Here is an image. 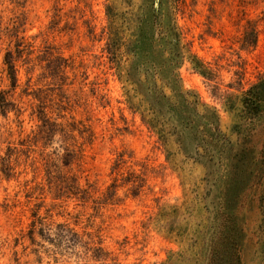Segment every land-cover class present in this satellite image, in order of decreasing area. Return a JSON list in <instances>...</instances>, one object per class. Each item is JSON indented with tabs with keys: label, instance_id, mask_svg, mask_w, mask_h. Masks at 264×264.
<instances>
[{
	"label": "rangeland",
	"instance_id": "1",
	"mask_svg": "<svg viewBox=\"0 0 264 264\" xmlns=\"http://www.w3.org/2000/svg\"><path fill=\"white\" fill-rule=\"evenodd\" d=\"M140 3L0 0V91L8 108L0 113V264L210 262L227 180L223 145L230 153L263 145L264 0H183L174 10L185 50L179 83L195 100L198 126L206 131L213 120L219 127V143L151 122L127 80ZM33 35L32 53L17 55L14 43ZM49 49L72 65L67 85L59 86ZM7 50L16 59L15 89L3 64ZM27 93L40 94L48 116L74 122L82 135L45 139L31 115L38 100ZM66 142L79 156L63 163ZM60 173L78 177L89 193L58 197ZM263 249L246 247L245 264H264Z\"/></svg>",
	"mask_w": 264,
	"mask_h": 264
},
{
	"label": "trees",
	"instance_id": "2",
	"mask_svg": "<svg viewBox=\"0 0 264 264\" xmlns=\"http://www.w3.org/2000/svg\"><path fill=\"white\" fill-rule=\"evenodd\" d=\"M182 2L183 0H168V2L141 0L134 29H130V38L127 42V46L130 45V47L126 50L129 51L127 55H130L131 63L126 69V78L136 86L135 93L140 95L141 100L148 106L151 122L157 125L168 122L178 133H182L185 129H192L194 133L202 136L207 134L211 140L219 143V127L213 120L208 122L209 128L206 131L203 126H198L195 122L197 108L195 105L193 107L195 100H191L189 94L182 91L179 83L177 68L184 60L185 50L181 44L174 10H178L179 3ZM167 7L170 9L168 19H166ZM253 34L252 46L256 41L255 31ZM27 38H19L14 43V52L17 55L20 56L24 49L30 53L34 50V41H32L34 35ZM47 53L46 59L50 57L47 62L52 63V72L61 80L58 83L59 86L67 85L68 83H64L67 78L65 71L67 68L71 69L72 65L54 50L49 49ZM110 53L116 57L114 51ZM12 54L11 50L6 51L3 64L10 82L9 88L15 89L18 86V69ZM6 93L4 90L0 91V113L2 114L8 111ZM25 95L38 100L37 112L32 111L31 115L36 116L39 122L38 130L45 139L57 134L69 135L73 139L71 135L75 130L82 135V130L80 132V129L74 126V122L63 126L48 116L47 108L40 100V94ZM60 97L63 96L60 94ZM250 98V101L255 104V96L251 94ZM191 107L194 108V113ZM92 136V133L87 134V143L91 142ZM220 143L223 145V141ZM225 145L223 148L229 152L223 157L227 167V180L222 192V214L217 226V235L214 242L210 244L208 252L210 261L208 264H245L246 247L251 246L255 253L264 246V138L262 148L257 152L246 148L230 153L231 148ZM62 149L64 152L60 160L62 159L63 163H65L64 158L69 155L73 159L79 156V153H74L68 148L67 142L63 144ZM48 163L49 166L44 167L47 180L51 173V161ZM58 181L61 193L58 197L60 198L83 199L84 195L89 193L76 176H65L60 173ZM111 187L114 191L117 185L111 184L108 188ZM250 213L253 214L251 220L246 215Z\"/></svg>",
	"mask_w": 264,
	"mask_h": 264
}]
</instances>
